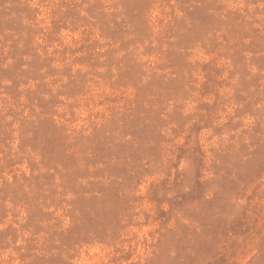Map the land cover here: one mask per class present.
Segmentation results:
<instances>
[{
  "label": "rangeland",
  "instance_id": "obj_1",
  "mask_svg": "<svg viewBox=\"0 0 264 264\" xmlns=\"http://www.w3.org/2000/svg\"><path fill=\"white\" fill-rule=\"evenodd\" d=\"M0 264H264V0H0Z\"/></svg>",
  "mask_w": 264,
  "mask_h": 264
}]
</instances>
